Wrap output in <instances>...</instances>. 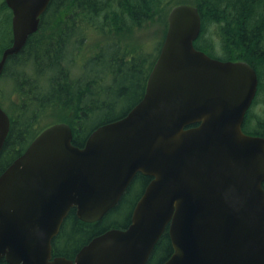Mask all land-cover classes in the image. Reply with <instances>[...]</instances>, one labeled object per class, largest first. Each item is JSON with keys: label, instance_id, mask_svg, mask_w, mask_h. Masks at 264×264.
Wrapping results in <instances>:
<instances>
[{"label": "water", "instance_id": "1", "mask_svg": "<svg viewBox=\"0 0 264 264\" xmlns=\"http://www.w3.org/2000/svg\"><path fill=\"white\" fill-rule=\"evenodd\" d=\"M18 53L50 0H4ZM198 9L178 4L141 99L97 126L83 146L65 122L41 130L0 174V260L8 264H146L167 229L161 264H264V138L242 131L258 87L244 61L194 47ZM10 128L0 107V151ZM150 178L125 228L93 237L67 259L52 240L71 209L95 223L134 176Z\"/></svg>", "mask_w": 264, "mask_h": 264}, {"label": "trees", "instance_id": "2", "mask_svg": "<svg viewBox=\"0 0 264 264\" xmlns=\"http://www.w3.org/2000/svg\"><path fill=\"white\" fill-rule=\"evenodd\" d=\"M178 4L198 9L201 31L194 42L196 49L214 59L244 61L256 71L257 95L245 114L242 130L264 138V118H249L264 84V0H50L38 30L28 36L21 51L7 57L3 67L4 84L21 95V102L14 114H8L10 128L0 151V174L41 130L53 124L41 127L39 121L45 115L54 117L55 123L69 124L73 145L81 147L97 126L123 117L141 99L164 35L155 53L142 54V48L131 53L121 48L108 60L91 57L78 64L74 52L90 35L87 30L113 36L110 41L120 46L118 42L126 32L141 30L164 16L166 23L168 12ZM52 22L53 31L43 34ZM8 23L10 36V19ZM9 42L0 46V52ZM102 61V68L96 69L95 63ZM96 115L99 118L94 119ZM148 179L137 173L116 206L98 222H83L71 209L52 240V256L72 259L93 237L110 228H125L135 201L124 223L105 226L104 220L127 203L137 186L138 199ZM172 251L165 229L146 264H161ZM0 264L8 263L2 259Z\"/></svg>", "mask_w": 264, "mask_h": 264}, {"label": "rangeland", "instance_id": "3", "mask_svg": "<svg viewBox=\"0 0 264 264\" xmlns=\"http://www.w3.org/2000/svg\"><path fill=\"white\" fill-rule=\"evenodd\" d=\"M192 3V0H187ZM2 7H0V46L2 44H7L9 39V32H8V26L9 25V15L6 13H2L1 11ZM6 15V17L4 16ZM4 16V17H3ZM165 16L161 19L153 20L149 25L146 27H143L141 30H137L134 32H126L121 36L122 42L120 43V46L110 41V39H113V36H106L102 35L100 33H97L96 31H90L87 30L86 34L88 35L90 32V35L88 36L87 40H85L82 44V47H80L79 51H75L74 54L79 55L77 56V63L80 64L86 63L89 58H96V60H108L114 53L121 52V48L123 50H127L129 52L131 50V53L135 50L143 49L141 53H155L154 49L158 48L159 42L161 40V37L165 35L166 26L167 24L164 22ZM54 23L52 22L51 25H49V28L47 29V33L43 32V34H50L53 31ZM2 30V31H1ZM117 40V38L115 39ZM117 43V42H116ZM114 44V45H113ZM99 45V46H97ZM114 49H113V47ZM116 47V48H115ZM97 49V50H95ZM95 50V51H94ZM106 50V51H105ZM117 50V52H116ZM2 51V50H1ZM94 55L90 56L91 53H94ZM1 53V52H0ZM96 62L95 68H102L101 65L105 62ZM109 82V81H108ZM3 81H1L0 86H2V91L0 92V95L2 97V109L7 113L10 114L11 112L14 114L15 107L18 104V93L13 92V89H11V86H6L5 84H2ZM99 118L98 115L94 116V119ZM249 118L253 119H263L264 118V84L262 88L259 91V94L256 99V105L252 108V111L250 112ZM55 123V118L51 115H45L41 118L39 121V124H41V127L46 124ZM138 193H140V187H136L132 193L128 196L127 203L125 205H122L116 213L110 214L106 219L104 220V225H111V224H122L124 223L126 217L130 213V209L132 208V204L134 201L136 202Z\"/></svg>", "mask_w": 264, "mask_h": 264}, {"label": "flooded vegetation", "instance_id": "4", "mask_svg": "<svg viewBox=\"0 0 264 264\" xmlns=\"http://www.w3.org/2000/svg\"><path fill=\"white\" fill-rule=\"evenodd\" d=\"M1 3H2V4H1ZM0 7H2V10H1L2 13H6V14H8V15H9L10 13L12 14V12L10 11V9L6 6V3L4 2V0H2V1L0 0ZM3 7H4V8H3ZM6 8H7V9H6ZM4 10H5V11H4ZM11 14H10V36H9V39H8L10 42L8 43V45H7L5 48L11 46V44H12V38H11V37H12V30H11V18H12V15H11ZM5 48H4V49H5ZM2 52H3V50H2ZM2 52H1V54H2ZM1 54H0V57H1ZM3 77H4V76H3V70H2V72H1V74H0V83H1V81H3L2 84L4 85V81H5V80H4ZM1 91H2V86H0V92H1ZM17 97H18V99H17V103H20V102H21V95L19 94ZM1 102H2V97H1V95H0V106H2V103H1ZM149 180H150V179H148L147 182H146V184L144 185V187H143V189H142V191H141V194H142V192H143L145 186H146L147 183L149 182ZM141 194H140V195H141ZM140 195H139V197H140ZM139 197H138V198H139Z\"/></svg>", "mask_w": 264, "mask_h": 264}, {"label": "bare ground", "instance_id": "5", "mask_svg": "<svg viewBox=\"0 0 264 264\" xmlns=\"http://www.w3.org/2000/svg\"><path fill=\"white\" fill-rule=\"evenodd\" d=\"M2 1V0H1ZM2 4V3H1ZM4 8V7H3ZM7 9V8H6ZM2 10V9H1ZM5 11V10H4ZM11 14V13H10ZM8 15V14H7ZM12 15V14H11ZM5 17H6V15H4ZM3 16V17H4ZM1 18V17H0ZM7 18V17H6ZM8 19H10V17L8 18ZM81 21V20H80ZM103 22V21H102ZM89 24V23H88ZM91 24H93V22L91 23ZM114 24V23H113ZM127 24V23H126ZM94 25V24H93ZM106 25V24H105ZM130 25H132L131 23H130ZM165 25H167V24H165ZM8 26V25H7ZM98 26V25H97ZM93 27V26H92ZM9 28V27H8ZM64 28V27H63ZM116 28H118V27H116ZM86 29V28H85ZM89 29V28H88ZM2 31V30H1ZM82 31V30H81ZM87 32V31H86ZM83 33V32H82ZM12 38V37H11ZM78 39V38H77ZM73 40H75V39H73ZM115 42V41H114ZM27 45V44H26ZM114 45V44H113ZM113 45H112V47H113ZM116 48V47H115ZM4 49V48H3ZM72 49V48H71ZM113 49H114V47H113ZM21 51V50H20ZM106 51V50H105ZM79 56V55H78ZM146 69V68H145ZM147 69H149V68H147ZM151 69V68H150ZM149 69V70H150ZM148 70V71H149ZM19 80V79H18ZM22 83V82H21ZM249 111V110H248Z\"/></svg>", "mask_w": 264, "mask_h": 264}]
</instances>
